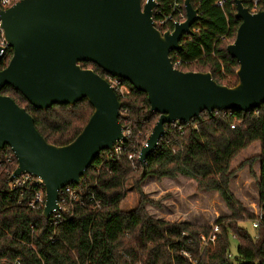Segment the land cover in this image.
Segmentation results:
<instances>
[{"label":"trees","instance_id":"obj_1","mask_svg":"<svg viewBox=\"0 0 264 264\" xmlns=\"http://www.w3.org/2000/svg\"><path fill=\"white\" fill-rule=\"evenodd\" d=\"M19 0H14L17 2ZM182 2L184 0H181ZM191 0L199 10L201 19L196 22L191 35L184 36L182 49L171 53L173 63L180 60L182 71L211 72L221 85L234 86L239 67L227 47L236 38L241 19L236 18V0ZM251 7V0H242ZM174 0H161L154 13L156 21L164 15H174ZM259 10H264L260 0ZM182 13L186 16L185 8ZM173 23L160 26L165 32L173 30ZM13 50L6 49L0 60V69L9 64ZM103 78L107 73L92 62H81ZM126 82V81H125ZM131 92L119 99L127 115L121 123L130 125L132 138L126 140L120 152H103L87 170L82 184L83 202H74L58 226H53L43 216V208L27 206L32 190L23 196L9 189L10 176L0 165V264H182L183 252L196 258L197 264H264V103L248 111H224L213 114L203 112L201 120L190 124L168 126L165 136L145 163L138 159L134 164L157 178H176L182 174L193 179L202 191H215L230 210V215L220 217L214 247L201 246V234H209L212 227L186 221H169L154 218L145 208L148 198L140 186L132 161L128 158L133 146L140 150L159 119L150 110L145 93L126 82ZM24 107L35 120V125L47 142L66 145L73 141L89 121L93 107L86 99L74 105H53L43 110L11 86L2 89ZM234 125V128L231 126ZM254 142L260 152L247 160L250 167L255 159L260 163L258 179L259 209L262 224L251 232L241 222L256 216L245 209L230 189L235 174L231 168L234 158ZM4 152H12L7 146ZM133 182L140 196L138 206L122 209L128 188ZM92 193L100 201V208L93 209L87 195ZM255 230V232H254ZM232 237L237 251L230 255Z\"/></svg>","mask_w":264,"mask_h":264},{"label":"water","instance_id":"obj_2","mask_svg":"<svg viewBox=\"0 0 264 264\" xmlns=\"http://www.w3.org/2000/svg\"><path fill=\"white\" fill-rule=\"evenodd\" d=\"M158 5L156 0H19L0 11L6 48L13 50L7 67L0 69V149L8 146L17 158L13 177L28 173L41 180L45 219L60 210V190L80 186L101 153L124 138L118 94L81 62L130 83L146 94L151 112L159 114L141 149V163L169 123L190 124L201 120L203 112L248 111L264 103V10L251 12L236 0L241 24L227 51L238 62V82L227 86L211 72L182 71L172 61L171 53L182 49L183 37L201 19L191 0H184L185 20L165 32L154 19ZM6 48L0 47V60ZM6 86L38 109L86 99L93 113L73 141L54 145L24 107L1 93Z\"/></svg>","mask_w":264,"mask_h":264},{"label":"rangeland","instance_id":"obj_3","mask_svg":"<svg viewBox=\"0 0 264 264\" xmlns=\"http://www.w3.org/2000/svg\"><path fill=\"white\" fill-rule=\"evenodd\" d=\"M259 152L258 142H254L241 151L232 162L231 168L235 170V174L230 181V189L236 198L242 202L246 210L256 217L260 214L257 186L260 163L255 159L250 167L247 160L256 158ZM134 159L133 169L136 174H139L140 186L149 200L145 203V208L154 218L175 222L186 221L212 227L217 225L220 217L230 215V210L217 192L199 190L193 179L182 174L176 178H157L152 174L142 176L143 170L134 164ZM127 188L128 193L122 203V209L131 210L138 206L140 196L134 189L132 181L127 183ZM241 224L251 232L253 231L252 220L241 222ZM230 251L233 256L237 251V242L233 237Z\"/></svg>","mask_w":264,"mask_h":264},{"label":"built area","instance_id":"obj_4","mask_svg":"<svg viewBox=\"0 0 264 264\" xmlns=\"http://www.w3.org/2000/svg\"><path fill=\"white\" fill-rule=\"evenodd\" d=\"M145 1V0H143ZM161 0H156V2L159 4ZM259 2L260 0H251V7L250 11L251 12H257L259 11ZM14 0H0V11L3 9H6L14 4ZM217 5L222 6L223 5V0H220L217 2ZM159 6V5H158ZM173 8L174 15H164L163 17L159 18L157 22V27L160 29V26H163L167 24L168 22H172L173 26L178 23L182 22L185 20L186 16L182 13V8L184 6V1L182 2L181 0H174V2L170 5ZM158 8V7H157ZM157 8L155 9L154 13L159 14L160 11H157ZM6 40H5V35H4V30L1 27V20H0V47L6 48ZM7 49V48H6ZM180 63V60L175 62L174 64L178 66ZM105 79L109 82L111 87L114 88L118 96H121L122 98H126L128 94H130L131 89L129 85L120 77L113 76L111 74L106 75ZM224 111L227 115H232L234 111ZM127 115V109L121 107V115H120V120L122 116ZM183 122L180 121H175L172 123H169L166 125V128L168 126L176 127L179 124ZM124 127V138L122 141L117 142L114 145V148L112 150L108 151H115V152H120L124 147L123 144L125 143L126 140L130 141L132 138V132L130 125H127V127ZM234 128V125L231 126ZM147 141V140H146ZM146 144V142L143 143V146ZM142 146V147H143ZM133 149L135 150L134 152H131L128 156V158L133 161L134 157L139 161V156L141 152V149L138 150L137 146H133ZM105 152V151H103ZM102 152V153H103ZM101 153V154H102ZM139 155V156H138ZM138 156V157H137ZM135 160V159H134ZM140 162V161H139ZM146 162V161H145ZM0 165H3L6 169V173L10 176L9 179V189L11 191H17L19 192L20 196H23L24 193H26L28 190H32V197L29 199L27 206L30 208H43L45 206V201H46V194H45V189L44 186L39 178H36L32 176L31 174L25 173L22 175L14 176L13 177V172L18 166L17 158L13 152H4V149H0ZM59 205H60V210L54 211L50 218L48 219L50 221V224L53 226H58L64 219V215L70 211V206L73 205L74 202H83V196L87 193L83 192L81 189L78 188L77 185H69L64 187L63 189L60 190L59 193ZM89 197V200L93 203V209H99L100 208V201L97 200L94 194L89 193L87 195ZM262 224V216L261 214H258L256 218L252 220V227L256 230L258 229ZM220 232V227L219 225L212 226L211 231L209 234H201L200 239H201V246L203 247H213L215 245V240H216V234ZM183 257H184V262L182 264H197V259L194 258L190 253L188 252H183ZM231 255V253H230Z\"/></svg>","mask_w":264,"mask_h":264}]
</instances>
